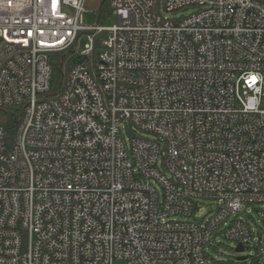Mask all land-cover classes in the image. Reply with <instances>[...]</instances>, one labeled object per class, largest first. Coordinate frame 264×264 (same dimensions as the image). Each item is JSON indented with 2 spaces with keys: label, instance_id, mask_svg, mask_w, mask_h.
Wrapping results in <instances>:
<instances>
[{
  "label": "built area",
  "instance_id": "built-area-1",
  "mask_svg": "<svg viewBox=\"0 0 264 264\" xmlns=\"http://www.w3.org/2000/svg\"><path fill=\"white\" fill-rule=\"evenodd\" d=\"M111 6L0 0V264H264V0Z\"/></svg>",
  "mask_w": 264,
  "mask_h": 264
},
{
  "label": "trees",
  "instance_id": "trees-1",
  "mask_svg": "<svg viewBox=\"0 0 264 264\" xmlns=\"http://www.w3.org/2000/svg\"><path fill=\"white\" fill-rule=\"evenodd\" d=\"M90 0H86V7H88V3ZM95 3V10L97 12V22L99 24H107L109 15L112 13L111 0H91ZM102 37L103 34L97 35L95 38V46L94 50L90 56L91 62L95 63L97 58V49L102 46ZM73 55L68 53H56L53 58V89L56 91L61 90L66 81L69 74V71L72 66ZM16 115L7 111L5 113H0V122L5 125L7 130L13 133L15 123H16Z\"/></svg>",
  "mask_w": 264,
  "mask_h": 264
},
{
  "label": "rangeland",
  "instance_id": "rangeland-1",
  "mask_svg": "<svg viewBox=\"0 0 264 264\" xmlns=\"http://www.w3.org/2000/svg\"><path fill=\"white\" fill-rule=\"evenodd\" d=\"M97 6V5H96ZM95 3L91 0L88 3V12L85 14V22L88 24H96L97 22V12L95 10L96 8ZM193 8L185 9L184 13H188L190 11H193ZM107 24L102 25H112L115 21L114 15L111 13L109 15ZM86 42V39L83 41V44L81 47H84V43ZM101 51V47L97 49V54ZM262 107L264 108V101L262 104ZM125 135H128V131L124 130ZM218 205V201L214 198H204L201 200L200 205L196 208V216L199 218H202L203 216L209 215L216 211ZM255 215V214H254ZM219 256L221 257H230V256H237L236 253V245L231 244L229 241L225 240V244L220 247Z\"/></svg>",
  "mask_w": 264,
  "mask_h": 264
},
{
  "label": "snow or ice",
  "instance_id": "snow-or-ice-1",
  "mask_svg": "<svg viewBox=\"0 0 264 264\" xmlns=\"http://www.w3.org/2000/svg\"><path fill=\"white\" fill-rule=\"evenodd\" d=\"M252 80L254 81L255 80V77H252Z\"/></svg>",
  "mask_w": 264,
  "mask_h": 264
},
{
  "label": "water",
  "instance_id": "water-1",
  "mask_svg": "<svg viewBox=\"0 0 264 264\" xmlns=\"http://www.w3.org/2000/svg\"><path fill=\"white\" fill-rule=\"evenodd\" d=\"M239 250H242V247H240Z\"/></svg>",
  "mask_w": 264,
  "mask_h": 264
}]
</instances>
